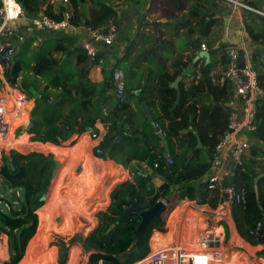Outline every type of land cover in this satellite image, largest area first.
<instances>
[{
	"label": "trees",
	"instance_id": "1",
	"mask_svg": "<svg viewBox=\"0 0 264 264\" xmlns=\"http://www.w3.org/2000/svg\"><path fill=\"white\" fill-rule=\"evenodd\" d=\"M17 1L22 5L26 18L45 14L59 20L65 11L70 10L73 13V17L70 19L71 23L79 25L82 24L80 20L81 7L87 0H68L69 8L63 5L59 9H54L52 0ZM90 1L92 4L96 3V8L93 9L92 18L86 20L84 25L96 26L109 19L116 21L117 11L111 3L104 0ZM243 2L249 6V8L240 9L244 29L251 43L255 45L249 61L252 68L256 70L258 83L263 89V96L257 100L255 105L253 119L255 130L247 132L251 145L242 156L240 166H234L228 174L227 187H231L235 192H244L245 201L236 202L226 192L220 191L218 187L209 188L208 180H202L212 165V159L208 160L206 156L202 158V155H204L205 150H208L212 155L216 144L227 130L231 112V108L227 104L232 96L231 86L226 80L219 81L225 70L227 56L223 49L224 44L216 43L222 36L220 30L224 22L222 12L225 1L162 0V5L167 8L165 16L171 20L170 23L162 24L163 26H170L169 38H165L162 34L155 52L144 53L139 56V60L148 61L152 63V67L155 65V68L159 69L155 74L152 68H149L148 76L151 77H148L147 80H150V85L146 87L144 92L151 91L154 95L159 110L155 121L160 125L166 137L172 163H168L163 157V147L154 146L152 140L159 141V136L152 130L150 133L144 132L146 140L142 144H138L132 139L128 140L137 149L136 151H139L135 155L145 161L151 174L162 178V183L155 186L152 182H147L146 175L135 170L133 181H122L110 190L108 207L96 212L97 225L84 238L85 250L91 251L88 257L89 264H97L102 260L114 264H130L144 257L150 250L149 238L153 232L170 230L171 216L178 209L176 206L183 199L194 200L197 204H207L211 208L217 207L220 203H225L226 200L229 201L231 216L239 235L251 245L263 246L256 252V255L264 257L261 255L264 253V14H262L264 13V0H243ZM180 32L186 36L185 44L190 51L189 55H175L173 38L177 37ZM196 40L205 44L210 55L209 61L205 63L203 59L198 60L194 64L191 74L182 77L178 87L179 100L174 104L176 89L170 84L181 75L182 70L198 51L195 45ZM67 46L63 40H55L51 46V52L47 55L38 54L31 65L30 69L36 75L42 76L46 72L51 74L52 77L48 84L51 87L62 85L55 73L59 58L54 56L53 52H63L70 55L71 50ZM75 50L78 51L76 58L78 63L92 57L86 54L82 47ZM99 56L101 54L97 53L92 58L97 60ZM169 56H173L171 60L172 72H169L166 65L170 61ZM15 64L28 63L20 57ZM14 66L5 72L7 81L11 82L7 84L19 90H23L24 86L35 87L23 77L22 67L17 69L14 79L16 69ZM116 67L115 65L110 75L117 70ZM10 87L8 88L7 99L11 102L13 99L10 95L12 94ZM66 90V98L61 99L54 107H50L47 100L37 99L32 109L30 121L32 126L23 130L32 133L31 140L58 145L60 141L68 139L75 132L76 125L79 124L85 128L100 120L111 123L102 142L96 145L102 149V146L104 147L115 137L117 121L124 117L129 118L127 102L122 101L118 104L115 108L116 116L111 117L102 111V107L109 103L111 95L95 94L93 108H90L92 105L90 98H85L78 104L81 111V114L77 113L80 117L79 122L75 121V117H70L58 125L56 123L57 117L63 107L78 101L70 97L69 87ZM144 92L142 98L148 101ZM2 95L3 92L0 96ZM149 103L153 105V102L150 101ZM28 104L29 102L16 103L9 119L10 124L15 123L24 115ZM190 127L192 130L183 131ZM26 136L29 138L28 134ZM197 140L200 141L202 147H196ZM20 145H22L21 142H11L10 147L14 148ZM115 152L116 150L113 148L110 152V158L117 163L127 165V161L131 158L124 156L123 159H120ZM11 156L16 166L15 171L8 168L3 155V165L0 172L13 189L23 190L24 201L19 210L10 212L0 210V233L9 234L12 230L18 233L14 246L10 240L8 241L9 255L3 264H17L38 250V244L32 238L42 226V220L44 222L43 218L41 220L38 210L44 206V201L41 198L49 189L51 171L50 164L40 170L37 169V166L45 158L42 153L12 150ZM97 156L104 158V150L102 154ZM257 176H260L257 180L258 197H256L254 188V178ZM128 199H133L141 210L152 207L158 201H163L165 204L161 218H151L136 241L134 239L135 230L141 221L139 214L129 213L122 221H118L121 211L128 206ZM83 209L86 213L91 214V211L86 207ZM62 221L64 225L60 228H67V220L63 218ZM220 224L223 225L227 238V226L224 222ZM44 260L43 258L40 264H45ZM58 263L68 264V257L65 263V257L60 254Z\"/></svg>",
	"mask_w": 264,
	"mask_h": 264
},
{
	"label": "crops",
	"instance_id": "2",
	"mask_svg": "<svg viewBox=\"0 0 264 264\" xmlns=\"http://www.w3.org/2000/svg\"><path fill=\"white\" fill-rule=\"evenodd\" d=\"M112 1L114 8L118 6V10L120 8L124 10V12H122V14L118 13V18H116V22L118 25V36L116 40L108 46H95L99 54H101V57H103L104 59L102 65L98 64L97 60L92 57V59L89 57V60L81 61L80 63L76 61L78 51L75 49L78 47H82L84 49V44L90 40L86 31V25H84V22L86 20L92 18L93 9L96 8L90 0H87L86 3H84L81 7L82 14L80 20L82 24L74 25L73 28L59 29L55 31L39 30L33 28L30 25L28 18L26 17L13 24L14 27L19 29L18 33L24 38L23 42H25L28 38H33L36 44L41 43L40 45L42 46L45 44L46 48H39L36 50L40 51L39 55L49 54V52H51L50 50L52 49L51 46L57 39L63 40V43H65L66 46L68 43L67 47L71 50L70 55L63 52H53V55L59 58V63L56 67L55 73L57 78L59 79V82H62L61 86L57 85L56 87H51L48 85L52 76L47 79V76L42 78V76L34 74L30 69L34 61L32 63H28L27 65L15 64L14 67L16 69L14 79L16 77V71L19 67L28 68L31 72V75L37 77V79H35L37 81L36 86H32L34 87L37 96L32 95L30 92H28V86H24L23 90H17L16 88L10 87L8 85V87L11 88L12 93L14 92L13 90H16V92L18 91V93L22 92L21 94L25 96V99L22 102L25 103L31 101L28 119L24 123V128H27L28 122H30L32 119V109L37 99L47 100L48 104H50V107H54L61 99L66 98V88L68 87L70 88V97L78 101H75V103H71L63 107L62 111L59 112V116L57 117L56 123L58 125L67 118L70 119V117H75V121L79 122L80 117L77 115V113L81 114V111L78 108V104L84 101L85 98H90L92 104L90 108H93V99L96 97L95 94L104 93L107 95H111L109 103L102 107V111L104 114H109V116L114 117L117 114L115 108L118 104L122 103L118 101V93H123L124 95H126V99L123 101L127 102V113L129 114V118L124 117L123 119L119 120L120 125L117 126L115 137L104 147L102 146L105 154L104 158L97 156L93 151L94 146L102 142L103 137L107 134L108 126L111 123H105L100 120L95 121L92 126L85 127L84 130L80 133L77 132V129L82 125H76L77 127L75 128V132L68 139L60 141L58 145H54L49 142L31 140L32 133H28L27 131L21 132L18 138H15L14 140L11 139L13 143H22V145L17 146L18 148H21V150L23 149L27 151L39 152L44 155L50 154L56 158H63V164L58 171L54 184L52 185L51 195L49 196V191L45 193L47 195V198L42 199L44 201V206H42L39 210L37 209L41 220L43 218L45 222L44 223L42 220V226L36 231L32 238V240L37 242V244L40 238V234L45 231L48 226L50 229L53 228L50 226H56L52 219L54 218V221H56L55 218L57 216H60L61 221L59 223L57 222L58 226L62 227L64 225V222L62 221L64 216L68 220L67 228L69 226L71 227V225L76 226L79 221L77 220V223L75 222L74 215H77V211L75 209L79 206L78 204L80 203L77 198L79 199L83 193H86V195L88 196L84 197V202L81 201L82 204L80 203V206L82 209L86 207V209L91 211V214L84 212V214L87 215L85 216L87 218V222H80L84 224V235H87L98 222L96 216H94L96 211H98L99 209H106L105 207L110 203V196L108 192L112 187L122 181H133L135 170L139 173H143L144 175H150L151 177L149 182H152L155 186H159L162 183V178L151 174L150 170L145 164V161L139 159V156L135 155L136 153H139V151H136L137 149H135V147L132 146L128 140L132 139L133 141H137L138 144H142L143 141L146 140L144 137V132L150 133L151 130L154 133H156L155 130L162 132L160 125L155 121V117L158 115L159 110L157 108L154 95L151 91L144 92L146 87L150 85V80H147L148 77H151L148 76L149 68H152L153 73L155 74L159 71V69H156L155 65L152 67V63L148 61L139 60V56L144 53H154L162 34L165 38H169L171 28L170 26H163L162 24L166 22L170 23L171 20L166 18L165 16L167 8L162 5V0ZM52 2L54 9H59L63 5L69 8V4L64 3L62 0H52ZM223 7L224 10L222 12V16L224 22L223 27L220 30L222 36L216 41V43H232L237 48L244 51L246 55L245 58L249 61L250 55L255 45L251 43L244 29L242 12L240 9H234L227 2L223 4ZM143 13L145 14V17L142 18ZM154 20L159 21V24L153 26L152 21ZM34 33H36L35 36H33ZM183 37L184 36L182 35V32H180L178 37L173 38L175 55H186L190 52L189 49L186 48V40L185 42L178 41V38ZM14 42L17 43V45L23 43H18L16 38L14 39ZM201 42L202 41L200 40L195 41V45L198 48V51L194 54V56H192L191 59L194 64L198 60H200L195 58L200 51L199 46ZM141 46L142 48L140 49ZM19 51H21V46ZM42 51L45 52L42 53ZM190 55L192 54L190 53ZM173 56H169L170 61H168V63L166 64L169 72L173 71V66L171 64ZM184 59H186V57H184ZM115 65L117 66V70H115L114 73L110 75ZM114 75H118L116 80L119 86L117 88L111 87L110 85V80L114 78ZM9 83L10 82H8V84ZM143 92L145 93V97L147 98V100L149 102H153V105L142 98ZM28 93H30L31 98L28 97L27 99L26 95H28ZM141 101H145V103L147 104L152 119L156 124V129H153L148 122L147 115L141 108ZM237 111L239 114V109ZM20 127L22 126L20 125ZM119 127L122 128L125 136L121 137L116 142L115 138L118 135ZM17 128L18 127H16V129ZM26 134L29 135V138H27ZM238 135L243 139H248V133L245 131H243L242 133H238ZM152 141L154 143V146L162 147L160 138L159 141ZM113 148H115V154L120 159H123L124 156L131 158H129L130 160L127 161V165L117 163L110 158V152ZM62 149H64V154H62ZM122 153L124 154L122 155ZM205 156L208 160H210L209 156L204 151V155H202V158H205ZM222 156V165L217 170H213V168H210L208 173L203 176L202 180H207V178L211 174L215 173L218 177V180L215 183V187H218L220 191L225 192V189L228 186V172L231 171L234 166H237V164H233L231 153L228 148L223 149ZM79 161H81V169L76 173L74 170ZM67 195H72L73 197H71V199L69 200ZM51 200H53V204H55V200H67V204H60L61 206L59 208V212L55 213L53 217L50 210L52 208ZM100 200H104L105 202L101 203L100 206H96V203L101 202ZM73 202H76V205ZM229 204V201L226 200L225 203H220L217 205V207L211 209V207L207 204H197L194 200L183 199L176 206L178 207V209L171 216L170 231H176V226L179 225L183 213L188 207L192 206L198 213V228L204 229V231H206L207 233L210 232L217 236L220 245L221 243L223 244L225 242L226 238L224 227L222 224H216L211 227L207 215H209L210 213L224 214L226 219L222 222H225L227 230H230V235L236 241L238 249H226V245L224 247L222 246L221 248L219 247L221 252V256H219V258L221 257V259H219L220 263L264 264V257L256 255V252L261 248L259 246L251 245L239 235L235 226V222L233 221V218L231 216ZM203 207H207L208 209H210L209 214L206 213L208 211H205ZM168 216L169 214L167 215V217ZM176 223H178V225ZM5 235V233H0V240L2 242H4ZM47 235L49 234L47 233ZM153 235H155V237L157 235L166 236V233L154 231L150 238H152ZM44 240H47V238ZM166 242L170 243L171 241ZM166 245L167 244H165L163 247H165ZM0 247L1 249L3 248L1 244ZM149 247L151 248L150 242ZM157 248L159 249V246ZM188 251L191 252V250ZM56 253L57 250L55 245H49L48 249L43 252L44 259L46 257V259L49 260V258L51 256H54ZM3 255H5L4 249ZM261 255L264 256V253ZM217 260L218 258H214V262L212 264H218ZM215 261H217V263H215Z\"/></svg>",
	"mask_w": 264,
	"mask_h": 264
},
{
	"label": "built area",
	"instance_id": "3",
	"mask_svg": "<svg viewBox=\"0 0 264 264\" xmlns=\"http://www.w3.org/2000/svg\"><path fill=\"white\" fill-rule=\"evenodd\" d=\"M64 3H68V0H62ZM229 3L234 9L249 8L243 0H224ZM15 4L19 5L21 11L14 20H8L5 24L7 17L6 5L4 0H0V81L5 84L8 83L5 72L13 67L12 56L15 52L17 42H23L24 38L18 33V28L13 24L20 21L25 17L24 9L22 5L15 0ZM264 14V13H262ZM73 17L72 11L68 10L63 13L61 19L56 20L45 14H41L38 17L28 18L30 25L39 30L55 31L59 29L73 28L74 25L70 19ZM86 31L89 36V41L84 44V50L89 56H96L98 50L96 45H111L118 36V25L114 19H109L104 23L96 26H86ZM200 50H206V46L203 42L200 43ZM224 52L227 56V62L225 70L219 78V81H228L231 86V99L227 103L231 108L229 115L227 130L224 133L222 139L216 144L212 153V165L213 170H217L223 161L222 152L224 148H228L233 164H239L242 156L247 152L251 143L247 139L241 138L238 133L251 132L255 130L253 123L255 115V105L259 98L263 96V89L258 83V75L244 55V66L240 67L241 62V50L232 43L224 44ZM245 54V53H244ZM103 57L99 56L97 59L98 64H103ZM120 74V73H119ZM114 78L110 80L111 87L117 88L119 86L117 82L118 75H114ZM2 87L0 83V88ZM18 93L16 90L10 94L12 101L10 102L6 98V94L0 96V142L7 139L10 128V116L13 113L16 103L22 102L25 96ZM20 94V95H18ZM1 95V92H0ZM6 99V100H5ZM125 99L123 93H118V101L122 102ZM240 113L238 114V110ZM157 133L158 131L155 130ZM94 154L99 155L103 153L100 147L94 146ZM4 151L0 148V170L3 165L2 157ZM163 157L168 163H172V158L164 151ZM231 171L228 172V174ZM209 188H214L218 177L215 173L211 174L207 178ZM225 192L236 202H244V192H235L231 187H227ZM197 211L194 207H188L183 216L180 219V223L176 226L177 230L172 234V240L165 247L149 250V252L130 264H212L214 258H218V264L220 263L221 252L219 247L218 237L213 233H207L204 229L198 228ZM197 241V248L191 250V244ZM191 242V243H189ZM191 250L192 252L188 251ZM215 261V263H217ZM98 264H106L104 262H98ZM114 264V263H112Z\"/></svg>",
	"mask_w": 264,
	"mask_h": 264
},
{
	"label": "rangeland",
	"instance_id": "4",
	"mask_svg": "<svg viewBox=\"0 0 264 264\" xmlns=\"http://www.w3.org/2000/svg\"><path fill=\"white\" fill-rule=\"evenodd\" d=\"M96 1V0H95ZM108 3H111L113 5V1L112 0H104ZM96 5V3L94 4ZM114 6V5H113ZM120 10V11H119ZM118 10V6H116V11H117V18H118V13L119 14H122V12H124V10L120 9L119 8ZM143 18V17H142ZM141 19V17H140ZM36 33H34L33 36H35ZM178 37V36H177ZM185 35L183 38H178V41L180 42H185ZM35 43V44H34ZM41 43H37L33 40V38H28L26 39L25 42H23L21 44V52L16 56V60H19L20 57H22V59L24 61H26V63H32L35 58L37 57V55L39 54L40 51H36L37 49L39 48H46L45 47V44L42 46L40 45ZM45 52V51H42V53ZM24 53V54H23ZM25 53H28V54H25ZM23 65H27V64H23ZM23 68V77L25 79H27L28 82H31L32 84H34L36 86V80L37 77L34 76V75H31V72L29 71L28 68L26 67H22ZM47 76L46 78L49 79L51 77V74L49 72L45 73L42 75V78ZM35 80V81H34ZM14 81V80H13ZM2 87L0 88V92H3V95L4 93H7L5 96L7 98V95H8V84H5L4 82L0 81ZM11 83V82H10ZM17 90H19L18 88H16ZM13 90V89H12ZM15 91V90H13ZM30 92V91H28ZM31 93V92H30ZM30 93H28V95H26V98L28 99L31 98L30 97ZM32 94V93H31ZM2 95V97H4ZM33 95V94H32ZM142 96H144V94H142ZM5 98V97H4ZM6 100V99H5ZM29 115V114H28ZM28 119V118H27ZM22 127L18 126V128L15 130L13 136H12V139L14 140L15 138H18L19 137V134L25 130L24 128V124L21 125ZM104 138V137H103ZM5 142V140L3 141ZM12 147H9V148H6V147H2L3 151H4V155L8 154L9 152H11L12 150H21V148H18V147H14L12 149H10ZM10 149V150H8ZM8 150V151H7ZM23 151V149H22ZM124 153H122L123 155ZM121 155V156H122ZM50 187L52 186H49V193H50ZM113 188V187H112ZM111 188V189H112ZM18 191V202H12L10 201L6 194L1 191L0 189V209L1 210H4L6 212H10L9 208L8 207H11L12 210L16 211V210H19L20 207H21V204L23 203L24 201V193H23V190L19 189L17 190ZM47 191V192H48ZM107 191V190H106ZM46 192V193H47ZM110 193V191L108 192V194ZM96 195V194H95ZM88 195H86V193H83L82 196H80V198L77 200L81 203L84 202V197H87ZM67 197L69 198V200L71 199V197H73L72 195H67ZM46 198V194L42 196V199H45ZM110 198V197H109ZM52 202V208L50 209L51 210V213H52V217L54 216L55 213L59 212V208H60V204L64 203V204H67L66 201L67 200H55V204H53V200H51ZM101 202L100 203H96V206H100L101 203H104L105 201L104 200H100ZM77 202V201H76ZM76 202H73L75 203L76 205ZM110 202V200H109ZM79 203V206L75 209L77 211V215L75 216L74 215V218H75V222L77 223V220L79 221L76 226H72L71 227L69 226L68 228H60V226H50V227H53L52 229L49 228H46L45 231H43L41 234H40V238H39V241H38V250L32 254L31 256L25 258V259H22L21 261H19L17 264H40L39 262L41 261L40 258L38 257V253L40 251H45L48 249V246L49 245H55L56 247V250H57V253L54 255V256H51L49 258V261L48 259H46L45 257V264H59L58 263V258H59V255L62 254V242L64 241L66 243V245L68 246V252H67V256L65 257V263L67 262V257H68V260H69V263L68 264H89L88 263V257L91 253V251H86L85 250V243H84V238L89 234L87 235H84V229H83V223L84 222H87V218L84 214V210L81 208V204ZM109 205V204H108ZM107 205V206H108ZM106 206V207H107ZM105 207V206H104ZM105 207V208H106ZM205 211H208L206 212L207 214H209L210 212V209H208L207 207H203ZM93 209V208H92ZM90 209V210H92ZM212 209V208H211ZM99 210H103V209H99ZM98 210V211H99ZM97 212V211H96ZM94 213V212H93ZM94 216H96V213L94 214ZM179 216V215H178ZM86 219H85V218ZM78 218V219H77ZM97 218V216H96ZM207 218H209V223L211 225V227H213L214 225L216 224H219L222 222V221H225L226 217L224 216V214H217V213H210L209 215H207ZM54 224L56 225L57 222L54 221V218L52 219ZM64 220H67V218H65L64 216ZM68 221V220H67ZM61 222V221H59ZM58 222V223H59ZM80 222H83V223H80ZM70 223V222H68ZM225 223V222H224ZM178 225V223H176ZM97 225V224H96ZM95 225V226H96ZM212 229V228H211ZM177 230V228H176ZM49 235H47V233ZM167 231H165L164 233H167ZM16 234L18 236V233L16 231ZM47 238V240H44L46 239L45 237ZM226 236V235H225ZM0 240V244L1 246H3V248L1 249L0 247V264H3L4 262V255H3V249L5 250V246H4V242H2ZM149 242L151 244V241H150V238H149ZM194 245V243L192 244V246ZM226 245V246H225ZM226 247L227 248H230L232 250H236L238 249L237 245H236V241L231 237L230 235V230H228V236L227 238H225V242L222 244L219 245V247ZM218 247V248H219ZM260 248H262L260 245H259ZM219 248V249H220ZM223 249V248H222ZM25 251V250H24ZM39 251V252H38ZM24 254V253H23ZM63 256V255H62ZM55 260V261H54ZM38 261V262H36ZM54 261V262H53ZM98 264V263H97ZM251 264V263H250Z\"/></svg>",
	"mask_w": 264,
	"mask_h": 264
},
{
	"label": "water",
	"instance_id": "5",
	"mask_svg": "<svg viewBox=\"0 0 264 264\" xmlns=\"http://www.w3.org/2000/svg\"><path fill=\"white\" fill-rule=\"evenodd\" d=\"M142 17H145V14L144 13L142 14ZM152 24H153V26H156V25L159 24V21L154 20V21H152ZM19 50H20V45H17L16 46V49H15V52H14V54L12 56V64H13V66L16 63V55L18 54ZM244 55H245L244 54V51L241 50V62L239 64L240 67H243L244 66V62H245ZM195 59H203L205 61V63H207L209 61V51L207 49L206 50H200L198 52V54H197V56H196ZM193 65H194V62L191 61L187 65V67L182 70L181 75L178 76L176 78V80L171 83V86L175 87L176 90H177L176 91V100H175V103L174 104H176L178 102V100H179L178 82L180 81V79L184 75L191 74ZM28 90L33 95L37 96V93H36V91L33 88H30L29 87ZM140 105H141V108L144 110V112L147 115L148 122L150 123V125L152 126L153 129H156V124H155L154 120L152 119V116H151V114L149 112L148 106L145 103V101H141ZM116 124H117V126H119L120 125V121H117ZM31 126H32V123L31 122H28L27 129L30 128ZM83 130H84V127L83 126H80L77 129V132L80 133ZM187 130H192V128L190 127L188 129H184L183 131H187ZM157 135L159 136V138L161 140V144H162V147H163L164 152L166 154H169L168 144L166 142V139H165V136H164L163 132L158 131L157 132ZM124 136H125L124 131L122 130L121 127H119L118 128V135L116 136L115 141L117 142L121 137H124ZM196 147H202V145H201V143H200L199 140H197ZM205 152L209 156V159H212V155L208 152V150H205ZM4 157H5V161H6V164H7L8 168L11 171H15L16 166L13 163L12 156H11V152H9L8 154L4 155ZM80 162L81 161L78 162V164H77V166H76V168L74 170L76 173L79 172L80 169H81ZM48 164L51 165V171H50V177H49V185L52 186L54 184V181H55L56 177H57L58 171H59L60 167L63 164V158L62 157L56 158V157H54V156H52L50 154H46L45 155V158L37 166V169L40 170L44 166H46ZM237 166H240V163L237 164ZM145 177H146L147 182H149L151 176L150 175H146ZM259 177L260 176H257V177L254 178V188H255L256 197H258L257 180H258ZM0 189H1V191H3L6 194L7 198L10 201L15 202V203L18 202V191L17 190H19V189H13L10 186V184L8 183V181L3 177V175L1 174V172H0ZM164 206H165V204H164L163 201H158L152 207H150L148 209L141 210L136 205V203H135V201L133 199H128V206H126L121 211V213H120V215L118 217V221H122V219L127 214H129V213H133L134 212V213L139 214V216L141 218V221H140L137 229L135 230L134 239L136 241L140 237V235H141L144 227L150 221L151 218H153V217L161 218V212L164 209ZM8 208H9L10 211H14V210H12L11 207H8ZM55 220H56V222H59L60 221V216H57L55 218ZM5 234L6 235L4 236L5 237V239H4V246H5L4 261L6 260V258L8 257V254H9L8 241L10 240L11 244L14 246L15 241H16V238L18 237L15 230L10 231L9 234L8 233H5ZM61 246H62V248H61L62 249V255H63V257H66L67 256V252H68V246L66 245V243L64 241L62 242V245ZM25 247H26V245H25ZM102 262H104L106 264H112V262L106 261V260H102Z\"/></svg>",
	"mask_w": 264,
	"mask_h": 264
},
{
	"label": "bare ground",
	"instance_id": "6",
	"mask_svg": "<svg viewBox=\"0 0 264 264\" xmlns=\"http://www.w3.org/2000/svg\"><path fill=\"white\" fill-rule=\"evenodd\" d=\"M30 88H33L34 89V87H32V86H30ZM30 106H31V101H29V104H28V106H27V108H26V110H25V112H24V115L18 120V121H16L15 123H13V124H10V128H9V133H8V137H7V139L5 140V142H0V148H2V147H6V148H9L10 147V145H11V142H12V135H13V132H14V130L16 129V127H18V126H20V125H23L25 122H26V120H27V118H28V113H29V110H30ZM64 149H62V154H64V151H63ZM51 190H52V187H51ZM51 190H50V193H49V196L51 195ZM47 196V195H46ZM47 198V197H46ZM45 198V199H46ZM52 202V201H51ZM170 231V230H169ZM168 231V233H166V236H164V235H162V236H160V235H157L156 237H155V235H153V237L152 238H150V241H151V250H155V249H158L157 247L159 246V248H162L165 244H168L166 241H171L172 240V234L174 233V231H170L169 232ZM215 231V230H214ZM216 232V231H215ZM155 240H156V243H155ZM191 250H193V249H196L197 248V241L194 243V245L193 246H191ZM39 252V251H38ZM43 252L44 251H40L38 254V257L40 258V262L39 263H41L42 261H43V258H44V256H43ZM192 252V251H191ZM36 262H38V261H36ZM99 262H101V261H99Z\"/></svg>",
	"mask_w": 264,
	"mask_h": 264
},
{
	"label": "clouds",
	"instance_id": "7",
	"mask_svg": "<svg viewBox=\"0 0 264 264\" xmlns=\"http://www.w3.org/2000/svg\"><path fill=\"white\" fill-rule=\"evenodd\" d=\"M4 3L6 5V11H7L5 24H7L8 20H14L19 15L21 9L19 5L15 4V0H4ZM2 27L3 26H0V29H2Z\"/></svg>",
	"mask_w": 264,
	"mask_h": 264
},
{
	"label": "flooded vegetation",
	"instance_id": "8",
	"mask_svg": "<svg viewBox=\"0 0 264 264\" xmlns=\"http://www.w3.org/2000/svg\"><path fill=\"white\" fill-rule=\"evenodd\" d=\"M9 255V254H8ZM8 258V257H7Z\"/></svg>",
	"mask_w": 264,
	"mask_h": 264
}]
</instances>
